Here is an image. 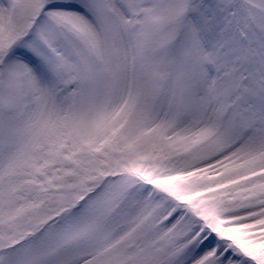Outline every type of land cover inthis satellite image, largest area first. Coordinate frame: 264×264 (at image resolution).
<instances>
[{
  "label": "snow or ice",
  "instance_id": "1",
  "mask_svg": "<svg viewBox=\"0 0 264 264\" xmlns=\"http://www.w3.org/2000/svg\"><path fill=\"white\" fill-rule=\"evenodd\" d=\"M0 264H264V0H0Z\"/></svg>",
  "mask_w": 264,
  "mask_h": 264
}]
</instances>
